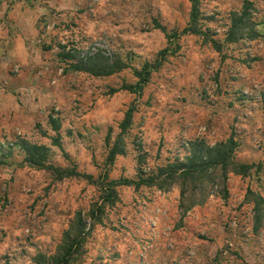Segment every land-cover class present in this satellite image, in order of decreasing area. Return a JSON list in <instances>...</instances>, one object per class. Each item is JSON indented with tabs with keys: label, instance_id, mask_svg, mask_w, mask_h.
<instances>
[{
	"label": "rangeland",
	"instance_id": "obj_1",
	"mask_svg": "<svg viewBox=\"0 0 264 264\" xmlns=\"http://www.w3.org/2000/svg\"><path fill=\"white\" fill-rule=\"evenodd\" d=\"M251 1L264 21V0ZM243 2L201 0L203 26L223 41L230 13ZM15 8L26 12L21 28L11 14ZM190 9V0H0V27L10 38L5 44L0 34V145L11 146L0 165V264H34L38 252L55 253L75 212L87 211L100 196L85 179L57 180L45 169L19 166V137L51 145L40 130L54 134L51 113L61 118L65 149L96 177L106 167L108 129L114 127L115 140L135 99L127 153L109 166L113 179L136 178L140 168L149 173L185 155L189 140L212 144L232 130L239 161L264 159L263 38L228 43L220 53L199 35H183L179 52L153 72L141 94L110 92L138 80L133 68L95 77L70 68L73 59L59 54L61 45L80 57L100 51L140 68L167 45L153 19L181 30ZM20 32L23 53L10 60ZM51 147V160L66 166L63 152ZM228 188L227 198L215 188L204 204L182 211L178 186H119L120 201L106 208L74 264H264V219L256 226L254 202L247 200L250 189L264 199V169L231 173Z\"/></svg>",
	"mask_w": 264,
	"mask_h": 264
},
{
	"label": "trees",
	"instance_id": "obj_2",
	"mask_svg": "<svg viewBox=\"0 0 264 264\" xmlns=\"http://www.w3.org/2000/svg\"><path fill=\"white\" fill-rule=\"evenodd\" d=\"M191 9L189 20L181 30H169L157 19H153L155 28L162 30L167 38V45L161 49L153 61L145 62L140 68L133 67L122 57L110 58L100 51L93 52L86 57H80L78 50L75 52L65 51L66 46L61 45L63 51L59 53L64 59H73L70 68L86 72L95 77H106L121 72L126 68H133L137 81L125 83L121 87H112V94L128 90L132 93L141 94L145 85L151 80L153 72L157 71L170 56L176 55L181 43L179 39L183 35L195 34L203 37L205 42L211 43L218 51L222 52L226 44L237 42L244 38L264 39V21L255 17V5L251 0H244L242 7L230 13V25L226 31L223 41L210 34V29L203 26V13L201 0H190ZM138 110L137 100H133L124 113V118L119 122V133L116 139H112L114 127L110 126L106 136L108 153L106 156V167L100 174L95 176L92 173L82 171L76 160L65 149L61 133L62 121L59 116L51 113L49 123L54 130L50 134L46 130L41 133L48 136L51 145L32 141L25 137H19L16 145L24 153L23 160L19 166H30L36 169H45L51 172L57 180L68 177H76L95 184L100 196L93 201L87 211L79 209L70 220L68 227L63 231L62 239L53 254L38 252L33 258L34 264H74L83 259L86 252V243L93 229L97 224H103L106 208L115 206L120 201L118 187L122 185L134 186L140 189L142 186L157 187L162 191H169L178 186L180 190L179 207L187 211L196 205L206 202L211 192L218 188L224 198L228 197V180L231 173L248 176L251 173H260L264 169V159L259 162H242L237 158V150L240 142L235 130L224 140L209 143L205 138H195L188 142V149L185 155L176 156L166 163L160 164L149 173L141 168L136 178L121 177L113 179L110 177V167L117 156L127 153L126 135L134 124V114ZM41 128V125H37ZM58 147L68 161L66 166L54 163L51 160L52 147ZM141 150L139 163L144 162L143 145L138 144ZM11 154V146L0 145V165L4 164V157ZM247 200L254 202L256 226H259L264 219V199L252 189L247 194Z\"/></svg>",
	"mask_w": 264,
	"mask_h": 264
},
{
	"label": "crops",
	"instance_id": "obj_3",
	"mask_svg": "<svg viewBox=\"0 0 264 264\" xmlns=\"http://www.w3.org/2000/svg\"><path fill=\"white\" fill-rule=\"evenodd\" d=\"M23 12L20 10V9H18V8H15L14 10H13V12L11 13L12 14V16L14 17V19H16L17 20V23H15V24H17L20 28L22 27V22H23V19H24V15L23 14H25V13H23ZM22 14V15H21ZM0 34H3V38H4V42H5V44L6 43H8V40L10 41V38H8V33H7V29H1V27H0ZM22 36H23V34H22V32H20V34H19V37L18 38H15V40L17 41V43H15V46H14V49L13 48H11V50H10V55H12L11 57H10V60H19V55L20 54H22L23 53V51H21L20 50V52H19V50H17L18 48H20V47H22L23 46V44L25 45V42H24V40L23 39H21L22 38ZM12 38V37H11ZM8 39V40H7ZM7 46V45H6ZM5 46V47H6ZM7 48V47H6ZM18 52H19V54H18ZM33 58H35V60H37V57H34V56H32ZM33 60V59H32Z\"/></svg>",
	"mask_w": 264,
	"mask_h": 264
},
{
	"label": "clouds",
	"instance_id": "obj_4",
	"mask_svg": "<svg viewBox=\"0 0 264 264\" xmlns=\"http://www.w3.org/2000/svg\"><path fill=\"white\" fill-rule=\"evenodd\" d=\"M53 7H55V5H53ZM210 118V117H209ZM176 119H179V117H176Z\"/></svg>",
	"mask_w": 264,
	"mask_h": 264
},
{
	"label": "built area",
	"instance_id": "obj_5",
	"mask_svg": "<svg viewBox=\"0 0 264 264\" xmlns=\"http://www.w3.org/2000/svg\"><path fill=\"white\" fill-rule=\"evenodd\" d=\"M86 56H87V55H86ZM86 56H85V57H86Z\"/></svg>",
	"mask_w": 264,
	"mask_h": 264
}]
</instances>
